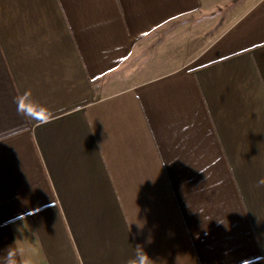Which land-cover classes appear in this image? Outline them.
Listing matches in <instances>:
<instances>
[{
  "label": "crops",
  "instance_id": "crops-1",
  "mask_svg": "<svg viewBox=\"0 0 264 264\" xmlns=\"http://www.w3.org/2000/svg\"><path fill=\"white\" fill-rule=\"evenodd\" d=\"M261 178L264 0H0V264H264Z\"/></svg>",
  "mask_w": 264,
  "mask_h": 264
},
{
  "label": "clouds",
  "instance_id": "clouds-1",
  "mask_svg": "<svg viewBox=\"0 0 264 264\" xmlns=\"http://www.w3.org/2000/svg\"><path fill=\"white\" fill-rule=\"evenodd\" d=\"M14 103L16 105L18 114L24 116L26 119H38L39 117L37 113H42L45 111L44 106L36 103L28 91L17 95L14 98ZM258 183L264 185V178H261ZM5 253V264H17L15 259V251L12 247H10ZM149 261L150 259L143 251L142 247L137 245L135 256L129 260L128 264H149ZM24 264H29V262L24 261Z\"/></svg>",
  "mask_w": 264,
  "mask_h": 264
}]
</instances>
